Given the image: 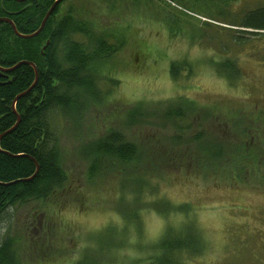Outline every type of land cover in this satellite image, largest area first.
I'll return each mask as SVG.
<instances>
[{
	"label": "rangeland",
	"instance_id": "1",
	"mask_svg": "<svg viewBox=\"0 0 264 264\" xmlns=\"http://www.w3.org/2000/svg\"><path fill=\"white\" fill-rule=\"evenodd\" d=\"M181 1L62 0L58 5L50 27L71 13L98 30H114L122 35L115 59L120 62L113 69L117 81L100 80L99 104L80 115L79 125L53 116L66 188L48 206L35 200L17 204L10 222H0V239L16 238L18 264H71L85 254L99 264H151V246L168 226L197 232L202 244L197 254L183 253L180 264H264V30L235 25L264 0ZM173 8L183 11L187 22L175 31L176 24L169 25ZM234 33L243 42H233ZM225 57L236 62L234 79L217 69ZM174 62L185 65L176 77L170 73ZM92 92L98 96V90ZM179 98L208 115L189 113L176 132L182 142L175 148L173 122L156 114ZM132 103L150 108L136 125L125 124ZM116 132L143 147L151 139L153 150L178 155L199 147L194 133H206L202 145L211 152L210 141L223 144L226 163L216 167L210 159L197 168L192 158L174 161L172 168L148 175L147 186L135 193V183L119 178L116 167L124 165H116L115 158L102 159L107 167L89 176L96 144ZM183 204L186 212L179 209Z\"/></svg>",
	"mask_w": 264,
	"mask_h": 264
},
{
	"label": "trees",
	"instance_id": "2",
	"mask_svg": "<svg viewBox=\"0 0 264 264\" xmlns=\"http://www.w3.org/2000/svg\"><path fill=\"white\" fill-rule=\"evenodd\" d=\"M53 1L0 0V16L9 17L20 33H30L38 28ZM172 1L182 4L181 0ZM59 4L60 2L47 18L42 30L32 37L18 36L9 22L0 21V68L9 67L19 60H30L35 64L38 73L34 82V69L26 63L9 71H0V222L6 219L10 222L13 215L11 211L17 204L35 200L41 207L48 206L57 194L65 191L66 178L57 159V137L51 120L56 114L72 123L76 120L75 125H79L80 115L89 106L99 104L97 101L101 98L98 87L100 80L110 83L117 81L113 69L116 71L120 62L115 59L122 45V35L116 34L114 30H98L92 22L78 21L71 13L64 14L50 27ZM177 11L173 8L170 12L169 25L172 22L176 27L172 29L170 26L169 31L178 30L179 23L186 27L187 22L182 18L184 12L180 10L177 14ZM196 22L201 23L199 20ZM235 25L258 32L264 30V5L245 10ZM184 29L188 31L187 28ZM232 37L233 42L240 43L244 40L239 34L234 33ZM177 63L170 64L172 77H176L180 67H185L184 64ZM217 69L229 80L239 75L236 62L228 57L218 63ZM29 86L31 88L24 95L16 98L13 107L14 97ZM96 89L98 96L97 92H92L97 91ZM93 93L96 97L90 98ZM179 100L175 104L162 107L156 114L162 122H173L175 132L170 138V144L175 148L177 142H182L181 136L176 132L183 127V119H186L189 113L208 115L207 110L191 104L188 100ZM144 106L141 103L130 104L126 113L134 112L125 124L136 125L143 122V117L149 111V106L143 110ZM205 134L194 133L193 137L191 136L197 144L200 143L199 147H196L199 154H202L200 158H196V147L188 154L178 155L164 149L153 150V147H150L151 139L143 142V145L146 143L143 147L126 140L123 134L119 136L121 134L116 132L115 136L96 144L97 151L89 165V176L93 177L96 172L107 167L106 163H102V159L115 158L116 165H124L116 167L119 178L135 183V189L132 191L139 193L147 186L148 175H158L165 168H172L169 164L174 161L190 163L188 160L192 158L197 168L204 166L210 159L216 167L219 163L225 164L224 145L220 142L215 145L210 141V146L213 147L210 152L208 146L202 145L207 138ZM196 167L193 169H197ZM226 167L229 172H233L235 178H239L237 168L231 164ZM179 209L182 212L188 210L185 204L179 205ZM196 234L193 236L188 231L166 227L160 239L151 246V264H180L184 262L181 259L183 253H199L202 244ZM16 243V238H9L7 234L0 239V264L19 263ZM71 264L99 263L94 256L85 254Z\"/></svg>",
	"mask_w": 264,
	"mask_h": 264
},
{
	"label": "water",
	"instance_id": "3",
	"mask_svg": "<svg viewBox=\"0 0 264 264\" xmlns=\"http://www.w3.org/2000/svg\"><path fill=\"white\" fill-rule=\"evenodd\" d=\"M17 1H23V0H17ZM60 1H61V0H54V1L51 3V5H50V6L48 7V9L46 10L44 16L42 17V19H41V21H40V24H39L38 28H37L36 30L30 32V33H20V32L16 29V27H15L13 21H12L9 17H7V16H0V21H6V22H9L10 25H11V27H12L13 32H14L16 35H18V36H20V37H32V36L38 34V33L42 30V28H43V26H44V24H45L47 18L50 16V14L53 12V10L55 9L56 5H57ZM24 63L29 64V65H31V66L33 67V69H34V73H35V78H34V82H35V80L37 79V75H38V73H37V69H36L35 64H34L32 61H30V60H19L18 62L14 63L13 65H11V66H9V67H6V68H0V71H1V70H2V71H9V70H12L13 68H15L16 66H18V65H20V64H24ZM34 82H33V83H34ZM33 83L31 84V86L33 85ZM31 86H29L26 90H24V91L18 93V94L14 97L13 102H12V103H13V107H14V102H15L16 98H18V97L24 95V94H25V93L31 88ZM17 120H18V117H17ZM0 136H1V135H0Z\"/></svg>",
	"mask_w": 264,
	"mask_h": 264
},
{
	"label": "flooded vegetation",
	"instance_id": "4",
	"mask_svg": "<svg viewBox=\"0 0 264 264\" xmlns=\"http://www.w3.org/2000/svg\"><path fill=\"white\" fill-rule=\"evenodd\" d=\"M61 1H62V0H61ZM61 1H60V2H61Z\"/></svg>",
	"mask_w": 264,
	"mask_h": 264
}]
</instances>
